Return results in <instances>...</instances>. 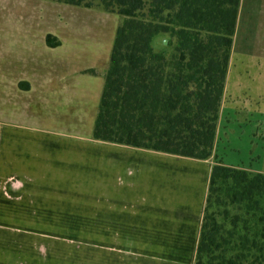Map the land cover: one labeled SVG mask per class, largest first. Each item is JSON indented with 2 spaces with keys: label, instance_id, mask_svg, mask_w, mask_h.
Wrapping results in <instances>:
<instances>
[{
  "label": "crops",
  "instance_id": "obj_1",
  "mask_svg": "<svg viewBox=\"0 0 264 264\" xmlns=\"http://www.w3.org/2000/svg\"><path fill=\"white\" fill-rule=\"evenodd\" d=\"M109 55L0 63V264L56 263L44 238L64 234L28 222L73 219L90 222L76 264H193L212 164L264 173V141L237 159L242 126H264V0L240 2L208 159L93 138Z\"/></svg>",
  "mask_w": 264,
  "mask_h": 264
},
{
  "label": "trees",
  "instance_id": "obj_2",
  "mask_svg": "<svg viewBox=\"0 0 264 264\" xmlns=\"http://www.w3.org/2000/svg\"><path fill=\"white\" fill-rule=\"evenodd\" d=\"M65 2L92 6L85 0ZM240 2L101 0L122 19L104 72L93 138L212 157ZM160 33L169 35L167 48L156 50ZM45 41L60 44L52 33ZM193 264H264V173L212 164Z\"/></svg>",
  "mask_w": 264,
  "mask_h": 264
},
{
  "label": "rangeland",
  "instance_id": "obj_3",
  "mask_svg": "<svg viewBox=\"0 0 264 264\" xmlns=\"http://www.w3.org/2000/svg\"><path fill=\"white\" fill-rule=\"evenodd\" d=\"M85 1H90L92 6L74 5L65 0H0V63L9 64L13 59H37L72 51L87 52V55L93 57L106 55L107 59L122 17L106 10L101 0ZM48 33L63 39L64 47H48L45 42ZM168 37L166 33L158 34L154 38L155 49H166ZM12 64L16 65V62ZM99 64L102 66L103 61ZM13 69H17V65ZM243 100L247 101L246 98ZM242 130L240 138H237L241 145L237 159L248 161L244 147L248 143V134L257 144L250 150L260 148L264 141V126L248 123L242 126ZM257 166L264 169V157ZM28 227L64 234L44 238L50 241V251L58 259L56 263L52 261V264H76L77 248L81 245L88 251L84 257L89 258L90 237L76 236L78 230L89 229V221H34L28 222ZM86 261L84 259V264Z\"/></svg>",
  "mask_w": 264,
  "mask_h": 264
}]
</instances>
